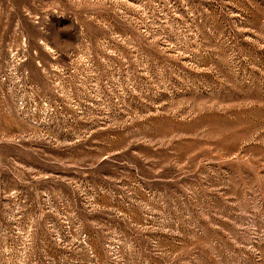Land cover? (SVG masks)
I'll return each mask as SVG.
<instances>
[{
  "label": "rangeland",
  "instance_id": "rangeland-1",
  "mask_svg": "<svg viewBox=\"0 0 264 264\" xmlns=\"http://www.w3.org/2000/svg\"><path fill=\"white\" fill-rule=\"evenodd\" d=\"M0 264H264V0H0Z\"/></svg>",
  "mask_w": 264,
  "mask_h": 264
}]
</instances>
